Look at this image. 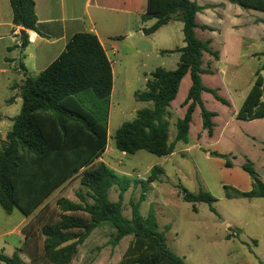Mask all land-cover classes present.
Wrapping results in <instances>:
<instances>
[{
  "label": "trees",
  "instance_id": "trees-1",
  "mask_svg": "<svg viewBox=\"0 0 264 264\" xmlns=\"http://www.w3.org/2000/svg\"><path fill=\"white\" fill-rule=\"evenodd\" d=\"M244 9L264 13V0H228ZM13 27L35 29L37 16L34 0H9ZM204 6L197 0H139L137 10L142 19L155 18L144 28L145 34L156 31L171 20H181L184 46L178 48L179 61L174 69L156 67L145 81V88L136 91L137 100L152 102L151 107L136 110L135 117L123 122L113 135L114 147L132 154L145 150L157 156L171 154L178 141L188 142L192 116L199 108L201 128L212 137L217 112L204 105L203 94L224 105L229 101L219 94L218 87L203 83V74H213L212 60L219 59V50L212 38H200L199 29L215 31L200 22L198 14ZM255 22H264L256 17ZM28 42L27 36L21 46ZM207 61L204 63V56ZM264 57V51L259 53ZM209 56V57H208ZM20 68L24 65L20 63ZM189 74L190 84L185 98L174 102L181 81ZM113 86L111 63L98 37L93 32L72 35L56 60L34 76H26L19 88L22 103L12 119L11 128L0 140V206L10 213L13 207L29 216L21 226L23 240L12 255L0 252L6 264H70L78 247L90 233L104 222H109L115 233L109 244L116 245L123 236L132 235L117 264H184L181 256L168 246L163 232L158 230L154 211L142 216L138 203L132 204V216L122 214V199L131 182L117 174L103 161H95L104 151L108 136V115ZM184 107L182 116L175 120L176 133L169 140V117L172 104ZM237 120L264 118V59L253 74V82L242 104L234 113ZM201 137V136H200ZM224 166L233 162L224 154ZM241 168L252 178L249 190L223 185L225 196L264 197V181L251 160ZM164 170L153 166L146 180L141 181L145 198L148 184L160 178ZM78 176L81 188L78 200L58 197L49 208L46 199L72 176ZM117 185L118 200H109V189ZM183 199L207 202L211 210L214 197L207 191L184 192Z\"/></svg>",
  "mask_w": 264,
  "mask_h": 264
},
{
  "label": "rangeland",
  "instance_id": "rangeland-1",
  "mask_svg": "<svg viewBox=\"0 0 264 264\" xmlns=\"http://www.w3.org/2000/svg\"><path fill=\"white\" fill-rule=\"evenodd\" d=\"M211 2H199L204 6L200 13L201 18L205 17V22L214 27L216 33L225 31L227 26L236 29L247 26L233 22L237 20L236 16L226 11L223 4L214 8ZM216 11L222 14L221 18ZM245 12L250 16L249 19L255 21L258 11L245 9ZM120 19V25L116 24L112 31L122 37H115L117 51L109 52L113 86L108 115L107 152L103 160L117 174L130 179L131 184L123 194L122 214L131 218L133 203H138L142 216L148 215L152 209L158 230L164 233L169 248L183 258L184 264H264V197L227 198L222 187L225 184L239 190L251 188L252 178L240 166L246 160L253 162L259 177L264 181V119L246 121L234 117L252 85L254 72L264 59L259 55L264 51V40L234 41L233 37H226L220 59L222 75L218 72L216 75L204 76L205 83L217 84L219 94L230 103L229 106L224 105L210 93H204L205 107L217 112L212 137L207 136L201 128L199 108H196L188 142L178 141L171 154L157 156L145 150L129 154L114 147L113 135L123 122L135 117L136 110L152 106V102L137 100L134 93L145 88L146 79L156 67L174 69L179 61L177 49L184 46L185 42L181 20H171L158 31L145 34L143 29L150 27L155 18L144 20L139 14L130 13ZM249 27L253 29L251 32L256 27L259 29L255 22ZM125 35L127 38L123 39ZM196 35L200 38L205 36L199 29ZM219 41L220 38L215 40L214 48L220 47ZM206 59L207 55L204 56V63ZM187 84H190L189 74L181 81L174 102L185 98ZM10 94L14 95L12 89ZM183 111L184 107L178 103L172 104L170 108V141L176 133L175 120L182 116ZM10 124L9 121L0 123V128L8 130ZM212 151L224 153L233 166L225 167V158L211 154ZM155 165L162 167L164 172L159 179L148 184L145 198L140 199L141 181L147 179L150 169ZM77 177L50 196V209L61 196L78 200L76 193L81 184L77 187L80 183ZM200 190L214 197L211 206L215 211L211 210L207 202L183 199L184 192L196 194ZM118 192L117 185L111 186L109 200L117 201ZM22 218L23 214L17 207L7 213L0 206V233L6 232V235L0 236V252L3 246L6 255L18 251L22 243L19 235ZM114 233L115 229L109 222L97 226L79 245L70 264H117L132 235L123 236L113 246L109 244V239ZM18 253L20 255L22 252ZM23 257L24 261H28V256ZM0 264L6 263L1 261Z\"/></svg>",
  "mask_w": 264,
  "mask_h": 264
},
{
  "label": "crops",
  "instance_id": "crops-1",
  "mask_svg": "<svg viewBox=\"0 0 264 264\" xmlns=\"http://www.w3.org/2000/svg\"><path fill=\"white\" fill-rule=\"evenodd\" d=\"M138 1L139 0H34V9L37 16L36 28L24 29L20 26L13 27L9 0H0V123L9 121L11 123L9 129L11 128L12 119L19 113L21 108L22 100L19 95V88L23 80L28 75L34 76L38 74L56 60L64 50L68 39L75 33L93 32L96 34L111 63L109 52L117 51V46L114 44L115 37H122L121 34L112 30H114L116 24L120 25L121 16L130 13L139 14L141 16L140 12L137 10ZM209 1L210 0H197L198 3L200 2L202 4H206ZM220 4H223V7L225 6L227 9L226 11H231L233 15L236 16L237 20H233V22L236 24L239 23V25L247 24V26H242L238 29L233 28L234 26L231 28L227 26L225 31H217L218 33L209 30H205L204 33L202 32L205 34L204 37L212 38L213 44L216 39L220 38L218 42L220 47L216 48L219 50V59L211 61V69L214 73L202 75L203 83L210 87L219 86L217 84H206L204 76L216 75L218 72H221L220 74L222 75L220 59L222 57V50L226 42V37L231 36L234 38V41H240L241 39L264 40V22H255L253 18L252 20L249 19L250 16L245 12V9L239 8V6L228 0H212L210 5L215 8V6ZM216 9L222 11V9L218 7H216ZM204 13L205 10L202 14ZM217 15L219 18L222 17L220 12H217ZM257 17H264V13L258 11ZM198 19L200 22H205V17L201 18V13L198 14ZM253 22L259 26L260 32L257 31L259 30L257 27L255 31L251 32L253 29H250L249 26ZM210 23L212 22L210 21ZM162 27L163 25L156 31ZM20 30L24 31L23 35L19 33ZM25 36H27L28 42L23 47L21 46V40ZM125 38H127V35L123 36V39ZM20 63L24 65V69L20 68ZM185 78L183 80H185ZM188 86L189 84H187L186 89ZM11 89L14 93L13 96L10 94ZM12 105L15 106L14 109L11 108ZM8 130L0 128V140L5 138ZM106 152L107 145L105 151L96 158L95 161H103L106 163L103 160V155ZM74 177L77 176H72L59 187L65 186L66 182ZM77 178L79 180V177ZM79 185L80 183H78L77 187ZM58 188H56L50 196ZM50 196L46 201L49 200ZM28 218L29 216L23 214V218L20 222L21 225L25 223ZM2 235H6V232L0 233V236ZM19 235L23 240L21 232ZM2 250H5L4 246ZM3 251L1 253L4 254ZM23 253L24 252L20 253V257L24 260L25 257L23 256L27 255Z\"/></svg>",
  "mask_w": 264,
  "mask_h": 264
},
{
  "label": "water",
  "instance_id": "water-1",
  "mask_svg": "<svg viewBox=\"0 0 264 264\" xmlns=\"http://www.w3.org/2000/svg\"><path fill=\"white\" fill-rule=\"evenodd\" d=\"M21 35H23L24 34V31L23 30H20V32H19Z\"/></svg>",
  "mask_w": 264,
  "mask_h": 264
}]
</instances>
